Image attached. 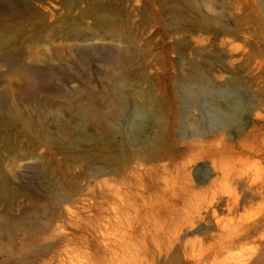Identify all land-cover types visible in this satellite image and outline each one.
Masks as SVG:
<instances>
[{"label":"rangeland","instance_id":"374dc122","mask_svg":"<svg viewBox=\"0 0 264 264\" xmlns=\"http://www.w3.org/2000/svg\"><path fill=\"white\" fill-rule=\"evenodd\" d=\"M168 1H124L129 31L139 40L136 60L125 71L126 85L151 93L164 130L171 126L176 132L182 126L190 130L200 122V134L186 136L179 146L196 145L198 152L205 148L204 158L194 163H190L191 156L172 153L165 158H153L151 153L156 150L149 143L138 145L135 149L141 150L136 154L132 147L122 145L120 135H114L111 122L97 123L91 119L83 124L85 141L73 142L71 138L80 134L83 105L111 112L105 96L110 86L104 77L109 71L105 62L110 50L119 44L95 42L101 46L100 61L83 64L76 52L88 45L85 42L62 39L40 44L28 42L24 51L29 58L40 57L44 68L62 66L67 76H57L50 82L41 80L35 87L36 100L27 104L44 120L48 136L36 139L16 127L0 126V176L8 179L12 190L9 196L0 197V221L14 227L11 236L0 232V264H108L106 221L111 203L105 196L109 195L110 186L133 185L138 175L149 169L161 175L152 190L154 196L170 197L173 188L182 194V187L188 184L195 198L191 199L192 205L197 203V197L208 196L213 181L224 185L222 171L212 169L214 161L220 164L223 173L238 171L251 175L258 184L264 183V0H213L211 10L204 0H198L201 11L212 19L208 29L191 11L178 17L169 13L165 10ZM46 6L50 13H56ZM172 22L178 27L174 28ZM85 25L92 28V20H85ZM53 53L56 60L59 57L58 61L47 59ZM191 63L200 64L219 86L229 88L234 82L243 86L256 109L245 115L240 132L210 127L201 109L184 114L183 104L172 94V88ZM74 74L77 77L70 80L68 76ZM21 86L19 77L13 75L5 79L1 90L8 88L18 94ZM137 101L144 102L142 98ZM54 121L69 128V135H60ZM154 134L151 125L147 135ZM8 141L15 143L20 156L6 147L4 143ZM224 146L232 151L224 157H214V150ZM114 158L120 164L114 163ZM123 159L126 167H122ZM186 165L188 170L184 173ZM164 166L168 168L167 174ZM206 168L211 176L200 183L198 175ZM96 169L102 171L98 177L93 176ZM59 195H67V202H62ZM97 204L102 207L100 216ZM186 206L179 204L177 213L183 216ZM263 213L264 199L258 197L237 214L224 212L221 217L227 223L234 218L259 219ZM99 224L102 232L96 231ZM232 257H239L232 261L241 264L248 258H252L253 264H264V240L256 238L241 249L224 254L219 261L226 262Z\"/></svg>","mask_w":264,"mask_h":264},{"label":"bare ground","instance_id":"6f19581e","mask_svg":"<svg viewBox=\"0 0 264 264\" xmlns=\"http://www.w3.org/2000/svg\"><path fill=\"white\" fill-rule=\"evenodd\" d=\"M124 1L56 0V3H52L49 0H0V126L16 127L23 134L36 139H41L46 134L48 136L44 120L27 104L36 100L35 87L42 83L41 80L52 81L57 76L66 75V70L62 66L44 68L40 65L44 61L40 57L29 58L24 51L28 42L40 44L54 39L85 42L88 45L78 50L76 56L83 64H88L100 61L98 56L100 57L101 46H97L95 42L109 41L119 44L117 48L110 50L109 56L106 54L108 59L105 62L109 71L104 73V77L110 84L105 96L111 112L99 111L91 104L83 105L80 134L74 135L72 141L79 144L85 141L83 124L91 119L97 123L111 122L114 135H120L122 145L132 147L136 154L141 150L135 149L138 145L149 143V147L156 150L151 153L152 157L155 156L153 158H165L172 153L191 156L190 163L203 159L205 148L198 152L196 145L179 146L187 137L200 134V122L195 123L190 130L184 126L179 127V132L172 126L164 130L162 121L154 110L157 102L152 99L151 93L126 85L125 71L136 60L139 40L129 31ZM204 1L211 10L213 0ZM46 5L51 6L56 13H50ZM83 5L86 6L82 7ZM165 10L175 17L191 11L197 14L206 29L212 24V19L201 11L198 0H169ZM85 20H92L93 27L86 26ZM178 25L172 22L174 28ZM54 53L48 54L47 59L51 62L59 60V57L58 60L55 59ZM188 66L187 73L182 69V75L172 88V94L183 104L184 114L187 115L192 109H201L210 127L240 132L244 128L245 115L256 109L249 102L243 86L239 82H234L229 88L219 86L200 64L191 63ZM13 75L22 82V89L18 94L8 88L1 90L5 79ZM68 77L73 80L77 75ZM138 98H142L144 102L138 103ZM118 118L121 120L116 123ZM54 122L59 125V122ZM62 124L58 126L59 129L56 127L60 135L69 132V128L67 130ZM151 125L155 128L153 137L147 135ZM59 134L56 133L57 136ZM4 144L19 155L15 143L8 141ZM231 151L226 146L220 147L214 150L213 156L224 157ZM113 161L120 164L117 158ZM122 161V167H126V161ZM163 169L164 174H167V166ZM212 169L215 172L222 171L225 183L222 185L218 183L223 182L213 181L208 196L202 199L197 197L194 205L191 204L192 188L188 184L182 187V194H178L173 188L170 197L167 194H163L162 198L154 196L152 190L156 188L161 176L158 172L155 174V169L139 174L133 185L123 183L121 187L110 186L109 195L105 196L111 203L107 209L106 221L109 235L106 240L108 264H241L240 261H232L239 257H232L226 262H220L219 258L241 249L256 238L264 240V213L259 219L234 218L227 223L221 216L224 212L235 215L241 207L254 199H264V183L258 184L251 175L238 171L223 173L222 167L215 161ZM183 170L184 173L187 172V165ZM101 174V169L93 172L94 177ZM198 176L199 182L203 183L210 178V170L201 169ZM102 190L99 185L100 197ZM10 194L12 190L8 179L0 176V197ZM58 198L62 202L68 200L67 195H59ZM179 204L188 205L183 216L177 213L176 207ZM96 210L100 216L102 207L99 204ZM13 228L7 222L0 221L1 233L11 236ZM96 231L102 232L101 224ZM191 235L195 237L191 239ZM245 261L243 264L254 263L252 258Z\"/></svg>","mask_w":264,"mask_h":264}]
</instances>
